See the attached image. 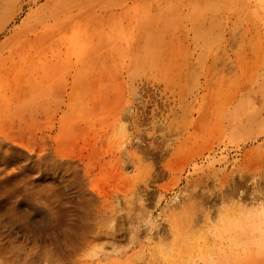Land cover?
Returning a JSON list of instances; mask_svg holds the SVG:
<instances>
[{"label":"rangeland","instance_id":"rangeland-1","mask_svg":"<svg viewBox=\"0 0 264 264\" xmlns=\"http://www.w3.org/2000/svg\"><path fill=\"white\" fill-rule=\"evenodd\" d=\"M42 12L26 59L2 60ZM10 136L35 152L0 161V213L51 234L0 243H86L67 264H264V0H0ZM44 142L68 163L37 166Z\"/></svg>","mask_w":264,"mask_h":264},{"label":"bare ground","instance_id":"bare-ground-1","mask_svg":"<svg viewBox=\"0 0 264 264\" xmlns=\"http://www.w3.org/2000/svg\"><path fill=\"white\" fill-rule=\"evenodd\" d=\"M47 19V16L42 12L41 14L34 17L29 23V27L22 34H17L13 37L8 45V53L5 58L2 60L10 61L12 63H20L26 59V54L29 53V49L32 48L34 40L29 38L30 33H35L40 24ZM39 151L42 154L37 156L36 165L42 166L45 159H49L50 166H53L54 163L60 165L67 164V161L59 160L56 156H51L47 153L49 150L48 143L44 142L38 145ZM27 149V152H25ZM16 151V152H15ZM15 152V153H14ZM35 149L29 145H25L22 142L18 141L15 137H6L0 139V161L2 165H7L12 163L14 159L24 156L25 153H34ZM31 155L26 156V159L29 160ZM34 165V164H33ZM34 168V167H33ZM21 169V168H20ZM19 173V171H18ZM12 177V176H11ZM11 180V179H10ZM5 181V180H4ZM6 182V181H5ZM10 183V182H9ZM7 182V184H9ZM5 184V183H4ZM6 185V184H5ZM4 186V185H3ZM83 200V198H82ZM90 203V201L85 200V202L76 203L74 206H77L78 209H81L83 205ZM61 205V204H60ZM59 204L57 206H60ZM56 206V207H57ZM56 214H60L59 227L58 229H73L78 228L77 225L73 227L69 223H66L65 212L61 213V206L56 209ZM1 212V210H0ZM112 212V211H111ZM7 213H0V242L3 241L4 232L7 229L14 230V234L25 235L26 238L34 237L39 239H46L50 237L48 232H33L30 228H27L24 231V228L19 225L14 219H11L6 215ZM80 215L79 211L75 213L71 219L75 221H81L82 219L78 217ZM68 230V231H69ZM84 235V234H83ZM84 237V236H83ZM20 239V238H19ZM32 246V251L27 254L23 252L22 249L16 248L15 243H0V257L5 261H8L10 264H67L73 263L75 253L82 248L86 243H29ZM10 245V247H9ZM20 251V252H19Z\"/></svg>","mask_w":264,"mask_h":264}]
</instances>
